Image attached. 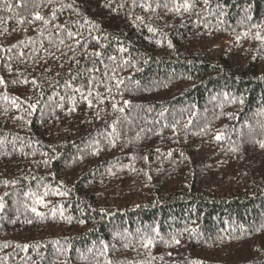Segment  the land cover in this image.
Listing matches in <instances>:
<instances>
[{
  "label": "trees",
  "instance_id": "16d2710c",
  "mask_svg": "<svg viewBox=\"0 0 264 264\" xmlns=\"http://www.w3.org/2000/svg\"><path fill=\"white\" fill-rule=\"evenodd\" d=\"M6 3L0 264H264V0Z\"/></svg>",
  "mask_w": 264,
  "mask_h": 264
},
{
  "label": "snow or ice",
  "instance_id": "6c2138e0",
  "mask_svg": "<svg viewBox=\"0 0 264 264\" xmlns=\"http://www.w3.org/2000/svg\"><path fill=\"white\" fill-rule=\"evenodd\" d=\"M0 2H4V3L6 4V7L8 8V10H11V7H12V6H11L10 4H7V3H6V0H0ZM188 6H189V5H188L187 3H185V4L183 5V7H184L185 9H187ZM177 10H178V9H177ZM53 18H54V17H53ZM34 19H35V20H40V21H42L44 24H48V23H49V20H47V19H45L43 16H41L39 12L34 13ZM30 22H31V21H30ZM21 23H23V21H21ZM149 30L151 31V29H149ZM67 36H68L69 39H75V38H76V37L74 36V34H73L71 31H68ZM257 37L259 38V34H257ZM60 43L62 44V43H64V41L61 40ZM77 43H79V41H77ZM121 51H123V49H121ZM95 55L99 56L100 53L97 52V53H95ZM113 59H114V58H113ZM2 83H3V80L0 79V84H2ZM33 83H35V82L33 81ZM120 83H122V81H117V86H118ZM91 87H92V84L90 83V86H89V89H88V96H92V95H93V93H92V91H91ZM74 91H76V92H81V89H78V88H77V89H74ZM108 91L111 92V89L108 88ZM81 94L83 95V93H81ZM97 96H99V94H97ZM73 102H74V101H73ZM100 102L102 103V102H103V99H101ZM13 103H16V101L13 100ZM88 103H89V106H92V101H91V100H89ZM125 103H127V102H125ZM112 106H113L114 109L116 108V104H113ZM32 107H34V106H32ZM120 111H123V109H120ZM217 139L219 140L220 137L217 136ZM261 147H264V142L261 143ZM33 211H36V210L33 209Z\"/></svg>",
  "mask_w": 264,
  "mask_h": 264
}]
</instances>
